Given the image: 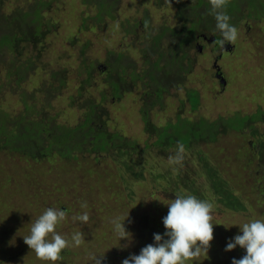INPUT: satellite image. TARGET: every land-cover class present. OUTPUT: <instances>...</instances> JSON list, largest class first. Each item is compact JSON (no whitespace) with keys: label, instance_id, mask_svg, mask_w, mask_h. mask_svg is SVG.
I'll list each match as a JSON object with an SVG mask.
<instances>
[{"label":"rangeland","instance_id":"374dc122","mask_svg":"<svg viewBox=\"0 0 264 264\" xmlns=\"http://www.w3.org/2000/svg\"><path fill=\"white\" fill-rule=\"evenodd\" d=\"M117 1L119 4L117 3L116 19L106 17V22L100 28L92 30L90 26L88 29L84 27L83 19L95 15L93 7L87 8L82 4L83 0H52V8L44 15L45 20L42 25L43 31L50 32L45 37L42 59L35 63V70L32 71L27 82L17 90L16 95L2 91L1 107L12 114L21 113L22 92H26L27 96L37 92L35 95L38 103L41 99L45 100L43 94L38 91L43 87H49L50 84H42V82H47L53 71L65 70L66 87L59 94L51 95V98L57 106L56 110L62 111L60 121L76 125L84 116V111L79 106L87 98L101 101L100 94L106 89L104 66H108L107 59L110 53L123 52L134 58L135 60L131 62L136 63L137 72L143 75L149 67L145 64L146 61L140 58L133 35L127 34L126 31H130V24H132L130 29H134L140 27L143 21L146 22V13L149 15L150 25L154 27L163 25L180 27L182 22L175 18L176 2L179 0ZM105 2L109 4L112 0ZM30 4L29 0H8L4 12L10 14L15 7L27 10ZM126 22L127 25L124 27ZM245 24L243 22L238 26V39L231 44L233 46L225 49L221 57L219 51L211 53L212 46L201 52L196 48H189L191 50L188 51L187 46H182L181 54L188 58L186 62L190 57L195 56L196 59L199 57V60H196V68L192 70L193 74L190 77L186 76L185 85L187 88L192 87L199 91L194 100L198 101L200 107L193 112L186 102L185 88H180L176 95L166 96L163 111L156 109L157 111L152 113L151 117L158 127L162 128L169 120L173 121L179 112L192 119L204 118L212 121L218 116H229L234 112L250 114L258 107L264 109V40L261 38V32L254 34ZM89 25L92 26L94 23L89 21ZM151 33L155 34V32ZM186 37L181 35L166 38L163 41L166 52L178 51L176 46ZM87 43L90 46L85 48ZM93 67H96L92 79L94 86H87L86 92L80 97L78 92L83 80H86L87 69ZM118 69L119 67L116 68L115 80L120 82L118 74L122 70ZM1 70V81L4 83L7 72L4 67H1ZM216 71L224 73L226 79L224 91L215 77ZM126 89L121 91V97L116 102L110 98L103 103V107L107 109L108 124L111 129H115L126 138L138 141L141 149L144 150L147 136L143 133L140 113L144 87L139 85L138 89L132 92H127ZM171 103L173 106H170ZM259 128L264 131L262 126ZM242 137L241 133L231 132L223 139L227 142ZM245 144L248 149V142ZM196 145L199 147L189 152L177 150L185 157H182L185 161L173 159L180 164L178 168L171 166L169 154L140 151L132 156L129 154L120 156L119 152L109 151L100 158L91 156L86 161L71 162L75 164L76 169L79 166L80 169L91 170L90 173L81 174H78V171L77 174L69 173L68 170L72 169L66 161L33 162L9 154L8 163L16 168H12L10 183L5 184V180L0 178V228L3 230L0 240L4 238L5 230L24 232L20 230L25 229L22 227L25 217H36L50 207L62 209L71 207L72 211L66 215V222L62 223L65 229L59 228L56 231L68 239L73 233L80 232L82 240L84 239L83 243L67 249L79 252L80 264H94V256H101L102 264L108 244L112 243L117 253L128 247V242L121 244L116 242L118 240L115 241L119 237L113 227L110 231L100 228L102 219L111 223L116 218L125 219L129 213L125 224L131 227L133 233L130 241L135 238L140 228L148 229V226L140 225L144 222L148 223V219L152 220L164 234L162 221L166 215L160 216L161 212L157 208L167 212L166 198L171 199L169 197H175L183 190V195H195L213 204L212 223L215 224L213 231L218 235L214 240L217 241V248L215 253L209 252L210 245L207 255H201V260H210L214 264H227L224 247L230 241L233 232H237L239 226L249 222L250 218L264 219V160L260 158L264 151L258 153L261 147L257 151L251 149L253 151L251 156L254 158L251 160V165H248L251 156L247 159L248 152L242 156L238 148L232 147V143L226 145L223 141ZM2 157L4 161L7 158L3 155ZM192 165L198 176L192 175L190 178L192 182L183 185L178 175L186 169L190 173ZM1 184L4 189H1ZM19 186H22L32 197L31 200L21 194V190L17 188ZM212 186H219V189L222 187L220 193H215L211 189ZM227 189L234 191L231 197L233 205L217 201L220 194ZM118 196H120V204L114 210ZM11 202L19 209L8 214ZM82 204H86L87 207L82 208ZM79 210H83L91 217L90 222L85 224L73 219L79 215ZM5 216L10 218L11 224L6 223ZM97 223L98 230L90 227ZM4 226L9 228L4 230ZM85 247L89 248V252L83 253ZM134 247L138 255L139 251L136 250V246ZM0 261H2L1 256ZM117 262L118 260H115L112 264ZM38 263L39 261L36 260V264ZM72 263V257L66 259L63 257L60 262H55V264Z\"/></svg>","mask_w":264,"mask_h":264},{"label":"trees","instance_id":"16d2710c","mask_svg":"<svg viewBox=\"0 0 264 264\" xmlns=\"http://www.w3.org/2000/svg\"><path fill=\"white\" fill-rule=\"evenodd\" d=\"M7 1L8 0H0V95L3 90L16 95L18 92L17 90L27 82L28 77L32 75V71L35 70V63L42 59V53L46 43L45 37L50 33L48 30L43 31L42 25L45 20L44 15L52 8V0H29L31 4L27 10L15 7L10 11V14H5L4 8L7 6ZM105 1L106 0H83V5H86L87 8L93 7V9H95V15L93 17H85L83 19L85 28L88 29L89 26L92 30L100 28V26L106 22V17L112 20L116 19L118 1L112 0L109 4H106ZM226 12L231 18L230 23L235 25L237 29L238 26L244 22L246 23V28L249 29L250 32L253 31L254 34L255 32H261V38L264 40V0H227ZM210 13L211 0H179L176 2L175 18L182 22L180 27L166 25L154 27L150 25L148 13H146V22L143 21L140 27L137 26V28L130 29L132 27V24H130V31H128L134 33L133 41L135 42L137 39L143 38L147 43V49L142 47L140 55L142 59L146 61L145 64H147L149 69L146 70V72L144 71L143 75L139 74L137 72L138 67L136 63L131 62L135 60L134 58L123 52L110 53L107 62L111 71L108 70L104 74V80L108 81L107 86L109 90L107 88L105 92L102 93V97L111 98L112 101L113 99L117 100L121 97V91L123 90L122 85L125 84V88H132V90L138 89L139 85H142L145 89L142 97L145 95L144 93L154 88L155 91L158 93L160 92V94H158L157 98L153 101L162 105L161 99L163 97H161V93L166 97L171 88H183L187 82V77L185 78V76L193 70L196 60H199V57L196 59L194 56V58L190 57L191 60L189 59L188 62H186L188 58H185L186 56L181 54L183 49L182 46H186V44L182 42L176 46V48L179 49L178 51L166 52L163 41L172 36L177 37L186 35V38H189L196 33L202 32L207 35H215L217 41L220 40L221 37L215 30L216 22L214 16ZM89 21H92L94 25H89ZM126 25L127 22L124 24V27ZM151 32H155V34L153 35ZM89 46L90 45L87 43L85 48ZM187 50L189 51L191 49L188 48ZM191 63H193V65H191ZM112 65H114V67ZM1 67H4L7 72L6 81L4 83L1 81ZM117 67H119L118 70H122L119 74L121 76H118L120 82L115 80ZM95 69V67L87 69L86 80H83L79 88L78 95L80 97L86 92L87 86H94L92 79ZM124 74L125 76H123ZM147 76L150 79V84L146 82ZM42 84H50V86L43 87L38 91L40 85L36 91L43 94L47 99H41L38 103L35 95L37 92H32L29 96L26 95V92H22L20 96L23 110L19 114L10 113L3 109L0 104V178L5 180V184L10 183L12 171L16 168V166L11 167L8 163L9 154L33 162L66 161L72 169L68 170L69 173L77 174L78 171V174H81L90 173L91 170L80 169L79 166L78 169H76L75 164L71 162L86 161L91 156L100 158L104 153L109 151L119 152L120 156L122 154H129L132 156L134 153L140 151L166 154L162 151L157 152L154 147L159 146L161 149H169L176 145L179 148L183 146L191 148L197 142L215 144L224 141L226 145L232 143V147L238 148L243 154L244 148L234 143L236 141L240 142L239 140L232 139L226 142L223 139V137L231 132L243 133V135L249 134L252 138L255 136L259 138L261 142L259 148L264 146V131L260 128L258 129L260 126L264 128V109L261 107L254 109L252 114L234 112L235 114L233 113L229 116H218L217 119L212 121L205 120L204 118L199 120L192 119L179 112L174 121L169 120L167 125L163 128H157L147 123L146 131H143L147 139L144 142L145 149L142 150L138 141L127 139L119 132L108 133L101 129V126L105 125V120H102V116H107V113H105L106 111L104 109H95L92 99L84 102V108L86 109L85 118L82 122H79L77 126H69L70 124L60 121L62 111H57V106L54 103L51 104L53 101L51 95L55 93L59 94L66 87L67 77L65 70L53 71L50 74L49 80L47 82L43 81ZM196 94V91L188 90L186 92V102L189 103L193 112H196L200 107L198 101L194 100ZM170 106L173 105L170 104ZM140 113L142 114L141 116L145 114V110L142 111V107ZM259 148L256 147V150ZM2 155L4 157L7 156L5 161ZM173 159H182L185 161L179 155L175 158L171 157V159H169L170 164L175 168H178L180 164ZM192 175L194 177L198 176L193 166H191L190 173L186 169L178 175V178L182 180L183 185H186V183L189 184L192 182V179H190ZM69 183L71 184L70 181ZM90 186H92L91 183ZM17 188L21 190L22 195L25 197L27 196L29 200H31L30 198L32 197H30L22 186ZM221 188L222 187H220V189ZM1 189H4L3 184H1ZM211 189L215 193H220L219 186H212ZM186 191L185 189V193ZM233 192L234 191L227 189L223 193L221 192L222 194H220V197L216 200L219 203L222 201L233 205V199L231 198ZM182 193L183 190L179 192V194ZM119 197L120 196L115 200L116 205L114 206V210L116 206L120 204ZM169 198L172 200L175 199L174 196ZM166 199V203H169L171 200L168 198ZM17 209H19V207L17 208V205L11 202L8 207V210H10L8 214H11L14 210L17 211ZM157 209L161 212L160 216H164V214L167 215L168 210L164 212L159 208ZM66 210L67 214H70L72 208L68 207ZM79 212V215L84 213L83 210H79ZM38 216L39 215L30 218L25 217L23 219L22 227L25 229L20 231L24 232L15 230L11 232V230H5L9 227H3L5 232L3 233L4 238L0 240V256L2 260L0 264H36V260L39 261L38 264H52V262L39 260L35 256V253L31 252L30 248L24 243L22 237L29 234V224L32 219L34 221ZM88 217L89 219L86 222H82L85 224L90 222L91 217ZM6 218V223L8 225L11 224L10 218ZM252 219L254 218H250L249 221ZM122 220L123 219H121V221ZM148 221V223L144 222L140 224L144 225L142 227L148 226V229L145 230L140 228V231L131 241H120L119 238L115 239V241L118 240L116 242H120L121 244L128 242V247L122 249L121 253L115 251L112 243L108 244L106 246V257L102 264H112L115 260H118L116 264H122V261L130 255H136L134 246H136V250L140 252L143 247L154 244V234L163 235V233L159 231V228L154 225L152 220L148 219ZM64 222H66V219L57 226L56 230L59 228L65 229V226L62 224ZM98 223L90 227L98 230ZM112 227L113 225L110 222H105L104 219H102L100 228L110 231ZM125 228L133 237L131 227L125 224ZM1 231H3L2 228H0V236ZM239 233L240 228L237 229V232H233L230 240ZM216 234L217 232L213 231V240L209 249V252L212 253H215L217 248V241H214L215 238H218ZM226 240L228 241V239ZM83 241L84 239L82 243ZM67 250L66 248L62 252V257L65 259L72 257V264H80L79 252L77 250ZM86 252H89L88 247L83 248V253ZM225 252L228 259L227 264H231L233 258L240 259L246 254L245 250L239 246L231 252ZM212 257L214 256L212 255ZM217 258L218 257L215 259L217 260ZM201 259L200 256L187 261L186 264H214L210 260L204 261Z\"/></svg>","mask_w":264,"mask_h":264},{"label":"clouds","instance_id":"9594fccd","mask_svg":"<svg viewBox=\"0 0 264 264\" xmlns=\"http://www.w3.org/2000/svg\"><path fill=\"white\" fill-rule=\"evenodd\" d=\"M227 0H211V15L215 19V30L221 46L232 44L238 39V29L230 23L226 12ZM183 156V154H182ZM167 215L163 217L165 232L154 234V244L140 250L138 255H130L122 264H186L187 261L207 255L213 240V204L197 198L195 195H175L174 200L166 204ZM86 208V204L81 205ZM67 210L50 207L45 209L34 221L32 219L29 234L22 236L24 243L35 256L45 262L61 260L62 252L70 246L82 243V234L75 232L68 239L56 231L57 226L66 219ZM125 219L116 218L111 221L115 234L121 240H130L131 233L125 228ZM74 220L86 222L89 217L82 213ZM240 233L230 240L225 251L231 252L238 246L246 254L233 258L231 264H264V219H252L239 226ZM101 256H94V264H101Z\"/></svg>","mask_w":264,"mask_h":264},{"label":"flooded vegetation","instance_id":"af4514ba","mask_svg":"<svg viewBox=\"0 0 264 264\" xmlns=\"http://www.w3.org/2000/svg\"><path fill=\"white\" fill-rule=\"evenodd\" d=\"M127 34H129V35H133V39H134V33H132V32H126ZM141 37H144V36H141ZM215 40H217V38L215 37V35H212V34H210V35H207V34H205V33H196L195 35H192V36H190L189 38H184L181 42L182 43H184V44H186V46H187V48H196V49H198L200 52L201 51H203V50H206L209 46H212V49H211V53H213V52H216V51H219V55H220V57L221 56H223L224 55V53H225V49L227 48V47H231V46H233V45H231V44H225V46H221L220 44H218V43H214L215 42ZM135 45H136V48L138 49V53L140 54L141 53V48L142 47H145L146 49H147V43H146V41L143 39V38H140V39H137L136 41H135ZM140 58L142 59V57H141V55H140ZM194 58V57H193ZM191 60V59H190ZM193 60V59H192ZM108 61V60H107ZM195 61V60H194ZM108 63V62H107ZM191 65H193V63H191ZM113 67H114V65H112ZM96 68V67H95ZM104 68H105V71H108V70H110V67H109V64H108V66H104ZM194 68H196V62H195V64H194V67H193V69ZM149 69V68H148ZM147 69V70H148ZM111 71V70H110ZM145 72H146V70H145ZM193 74V71H190L189 73H187V75L186 76H188V77H190L191 75ZM219 75H221V77H219ZM118 76H121V75H119L118 74ZM123 76H125V74L123 75ZM186 76H185V78H186ZM215 77L218 79V81H219V83L221 84V87H222V91H224L225 90V86L222 84V82H221V80L222 79H225V77H224V73L222 72V71H216V75H215ZM146 82L148 83V84H150V79L148 78V76H147V78H146ZM104 83H105V87H106V89L108 88V90H109V87L107 86V83H108V81L106 80V81H104ZM91 87V86H90ZM183 88H185V91L187 92L188 90L189 91H196V92H198L199 93V91L197 90V89H193L192 87H190V88H187L186 87V85L183 87ZM89 89V88H88ZM105 89V90H106ZM178 89H180V88H178ZM178 89H170L169 90V94H168V96L169 95H171V94H174V95H176L177 93H178ZM108 90H107V92H108ZM123 90H125V87L123 86ZM122 90V91H123ZM145 90V89H144ZM126 91L127 92H132V89H129V88H127L126 89ZM105 92V91H104ZM104 92H102V93H104ZM102 93L100 94L101 95V101H97L95 98H87L86 100H90V99H92L93 100V102H94V106H95V109H104L106 112L105 113H107V109L105 108V107H103V103H105L106 101H108V97H105V98H103L102 97ZM84 94V93H83ZM145 95L143 96V97H141V100H142V105H141V107H142V111H144L145 110V114H143V116H141V122H142V124H143V128H144V130L146 129V124L147 123H150L151 125H153V126H155V127H157V128H160V127H158L156 124H155V122L153 121V119H152V117H151V115H152V113L154 112V111H157L156 109H159L160 111H163V109H164V107H165V105H164V100H165V96L161 93V97H163L162 99H161V101H162V105H160L158 102H156V101H153V100H155L156 98H157V96H158V94H160V92L158 93V92H156L155 91V89L154 88H152V89H150V90H148V92L147 93H144ZM107 95V94H106ZM200 95V94H199ZM44 98L45 99H47L45 96H44ZM199 98H200V96H199ZM85 100V101H86ZM84 101V102H85ZM113 102H116V99H113ZM189 102V101H188ZM51 104H53V101L51 102ZM172 104V103H171ZM173 105V104H172ZM79 108L81 109V110H83L84 111V116H85V112H86V109L84 108V103L82 104V105H80L79 106ZM140 111H141V109H140ZM252 114V113H251ZM142 115V114H141ZM61 116H62V113H61ZM83 116V118H82V121H83V119L85 118ZM103 118H102V120L104 119L105 121V125H102L101 126V129L103 130V131H107L108 133H116V132H118V131H115V129H111V127L109 126V124H108V118L106 117V116H102ZM82 121H79V122H82ZM174 121V120H173ZM168 123V122H167ZM167 123H166V125H167ZM165 125V126H166ZM69 126H77V124L76 125H69ZM164 126V127H165ZM163 128V127H162ZM146 131V130H145ZM121 134V133H120ZM243 134V133H242ZM122 135V134H121ZM124 136V135H123ZM127 139H129V138H127ZM240 142H236V144H239L240 146H242L243 148H244V150H243V154H242V156H244V155H246L247 154V152H248V155H247V159L251 156V153L255 150V151H257L256 150V147L257 148H259V145L261 144V142H260V140H259V138H256L255 136H254V138H252V136H250L249 134H245V135H243V137L241 138V139H238ZM245 142H248V149H247V146H246V144H245ZM196 144H205V143H201V142H197ZM196 144H194V146H192L191 148H186L185 146H183V147H181V148H179L178 146H176V145H174L173 147H171V148H169V149H167V148H163V149H161V148H159V146L157 147V146H155L154 148H155V150L157 151V152H159V151H162V152H165L166 154H169L170 155V157H173V158H175L177 155H179V156H181V157H184V156H182V153H178L177 152V150H182L183 152L185 151V152H189L190 150H194L195 148H197V147H199V146H197ZM178 147V148H177ZM251 149L253 150V151H251ZM258 151H264V146H262ZM259 153V152H258ZM185 158V157H184ZM252 158H254V156H251L249 159H248V165H251V160H252ZM260 158L261 159H263L264 160V154H262L261 156H260ZM193 166V165H192ZM237 200V199H236ZM241 200V199H240ZM241 202H242V204H243V201L241 200ZM249 221V220H248Z\"/></svg>","mask_w":264,"mask_h":264},{"label":"water","instance_id":"95a60500","mask_svg":"<svg viewBox=\"0 0 264 264\" xmlns=\"http://www.w3.org/2000/svg\"><path fill=\"white\" fill-rule=\"evenodd\" d=\"M219 77H221V75H219ZM221 82H222V84H223V85H225V84H226V81H225V79H222V80H221Z\"/></svg>","mask_w":264,"mask_h":264}]
</instances>
